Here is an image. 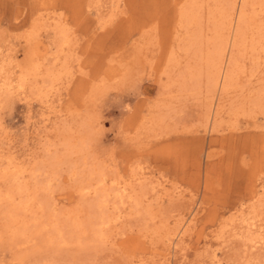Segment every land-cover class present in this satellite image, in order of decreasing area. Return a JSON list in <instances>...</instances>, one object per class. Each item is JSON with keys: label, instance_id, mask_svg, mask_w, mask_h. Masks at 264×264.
Segmentation results:
<instances>
[{"label": "rangeland", "instance_id": "1", "mask_svg": "<svg viewBox=\"0 0 264 264\" xmlns=\"http://www.w3.org/2000/svg\"><path fill=\"white\" fill-rule=\"evenodd\" d=\"M188 1L0 0V163L7 153L28 167L62 156V134L73 131L81 159L60 164L44 203L73 209L93 165L144 201L136 208L126 193L115 208L110 198L120 215L111 243L46 247L20 261L24 250L5 241L0 264H264V0L246 3L254 47L238 26L214 40L206 13L211 41L188 45L184 34L198 30L197 20L182 27ZM35 62L62 74L51 82L31 72L21 84ZM219 72L227 93L208 95Z\"/></svg>", "mask_w": 264, "mask_h": 264}, {"label": "bare ground", "instance_id": "2", "mask_svg": "<svg viewBox=\"0 0 264 264\" xmlns=\"http://www.w3.org/2000/svg\"><path fill=\"white\" fill-rule=\"evenodd\" d=\"M247 1L248 0H194V1L192 0L191 2L189 1L186 2L187 4H185L183 7H180L181 10L179 12L181 15L180 18L182 21V27L189 29V26L193 24L192 22L194 20H197V25H198L197 31L193 33H189V31L187 30L186 32L187 35L184 34L185 35L184 39L186 37L187 40L186 42H188L187 44L190 46L191 45L194 46V44L198 46L197 44H199L200 42H202L201 44H206L208 41L210 42L211 40H209L208 38L209 35L208 33L205 32L206 29L213 28V30L218 35L217 37L214 38V40H216L217 38L221 37L222 30H225L228 27L236 28V26H238L239 30L243 29L244 31L247 32L251 31L249 39L250 42L252 43L251 46L254 47V44H256V41L254 43V30L256 29V25L254 24L255 21L254 8L252 7L251 9L253 10L251 13L253 15H249L246 9ZM236 9H238L237 12H235ZM204 13L207 14L206 29H202L200 27L204 18L203 16ZM234 20L238 22V25H235ZM60 33L63 36L62 38L63 41L60 47L61 50L60 53H63L64 52L63 45L69 43V39H68L69 34L67 33V31H65L64 28H61ZM179 40H181V37ZM61 64L65 68L66 66L65 61ZM39 67L40 65L36 64L35 62L34 66L27 68V73L24 76H22L21 80L19 79L20 83L24 84L25 79L30 78L29 76L31 72H32L31 75H33L32 78L33 77L36 78L37 75L41 73L40 74L41 76L44 75L45 78L47 77L50 78L52 82L54 79H57L56 78L57 74L60 73L59 71H61V69H58L57 66H53L47 69H43V71L40 72L38 71L39 69H41ZM225 75H226L225 73L219 72V76L215 78L212 77L207 78L206 85H208V95H214L216 93L217 94L227 93L226 91L228 84L225 80L226 77ZM47 79L46 81H48ZM195 79L196 77H193L191 81L194 82L196 81ZM261 97L262 96L258 95L254 98L253 96L255 100L252 103L254 104L255 107H260L259 100H262L260 99ZM249 108L252 109V107ZM64 124H62L63 126L62 125L61 126L64 127ZM70 125L71 124H69V126ZM71 130H73V128H71ZM78 130L79 129H77V132ZM61 132L62 130H60V133ZM67 132L69 131L67 130ZM70 133L67 134V136L65 133H63L62 134L63 138L61 139L62 142L59 141V144H61L62 147L65 148L64 151H66L62 156H59L60 153H58V150L57 151L54 150L52 152H49L50 154L49 153L47 154L48 157L46 156L43 163L35 161L34 164H32L31 166L29 165L30 167H28L27 166L28 164L26 165L25 163L20 161L17 162L14 155L11 154L8 155L7 153L6 154L7 159L5 161V164H3L4 162L0 163V242L6 241L8 242L7 244L8 246L10 244L12 246L15 247L17 246L19 248H22L21 251L24 250V252L18 251L20 253L19 254L17 253L18 254L17 259L20 261H22V258L23 256H25V254L34 251L40 252V250H43L46 247L52 249H59L60 247L65 248L71 246L74 247L75 250L79 252H83L84 250L87 251L88 248L91 249L92 251L93 248L90 247H94L97 245L99 246L100 243H106L109 241L108 239H110L111 236L109 234V230H111L110 227L112 226L111 223H113L116 219H118V216H120V215L118 216L116 215L117 217L114 216V214L116 213L113 214L114 211L112 212V210L110 209L111 204L114 205V207L116 208L118 206L117 203L123 201L126 193L129 194L128 197L132 200L131 202L135 204L136 208L140 206V204H142L141 202L143 201L142 199L143 197L141 196L142 193H140V191L137 190L130 191L126 187L121 189L122 185L118 188L116 187L117 186L116 181H112L111 183L108 184L105 179V173H104L105 171L102 169L104 168V166L103 167L97 166L98 169H96L93 168L94 165L92 166V169H90V171L89 169L87 170L89 171L86 175L87 179L86 178L80 179V182L77 181L79 183V186H77L76 188L82 197V199L81 198L80 199L83 201L78 202L73 209L67 211H61L55 208V205L53 204H49L48 202L46 203V201L44 203L43 201L44 198L43 200L40 199L41 198L40 191L42 192L46 191L47 188L45 189V187L50 185L49 181L50 179L52 180V177H54L55 174H57L58 172L57 170L60 164L65 162L66 159L68 158H69L68 160L72 159L73 161L76 160V158L81 159L80 156H82L84 143L78 141V143L80 142L81 144H83L82 145L83 149L81 148L82 150H80L79 148L80 146L79 147L77 146L78 143L76 144L73 138L69 137L71 136ZM72 137L75 138L74 134H72ZM48 145H50V143ZM49 149L50 148H47V151ZM79 162L80 161H78V164L75 165H79ZM81 162L83 163V159ZM71 163L73 162L71 161ZM43 173L45 174L44 176L49 175L47 179H45V181L47 182L45 181L43 182V180L39 178V175L40 174L43 175ZM77 173L75 172V174ZM110 198L114 200L113 202L114 204L111 203L109 205ZM120 212L121 211H119V213ZM103 246L104 245H102V247ZM99 248H101V246ZM32 254L33 253H31V255ZM43 255L45 256V254Z\"/></svg>", "mask_w": 264, "mask_h": 264}]
</instances>
